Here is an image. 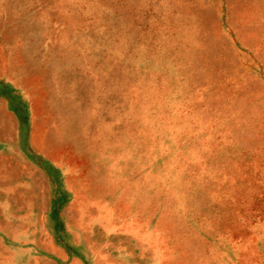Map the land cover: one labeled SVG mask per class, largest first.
Segmentation results:
<instances>
[{
    "label": "rangeland",
    "instance_id": "374dc122",
    "mask_svg": "<svg viewBox=\"0 0 264 264\" xmlns=\"http://www.w3.org/2000/svg\"><path fill=\"white\" fill-rule=\"evenodd\" d=\"M0 264H264V0H0Z\"/></svg>",
    "mask_w": 264,
    "mask_h": 264
}]
</instances>
